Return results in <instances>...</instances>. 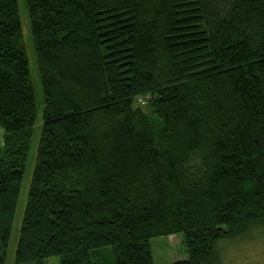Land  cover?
Returning <instances> with one entry per match:
<instances>
[{
    "label": "trees",
    "instance_id": "1",
    "mask_svg": "<svg viewBox=\"0 0 264 264\" xmlns=\"http://www.w3.org/2000/svg\"><path fill=\"white\" fill-rule=\"evenodd\" d=\"M44 104L14 264H222L264 232V0H24ZM0 0V264L36 123ZM146 105L147 111L136 104Z\"/></svg>",
    "mask_w": 264,
    "mask_h": 264
},
{
    "label": "rangeland",
    "instance_id": "2",
    "mask_svg": "<svg viewBox=\"0 0 264 264\" xmlns=\"http://www.w3.org/2000/svg\"><path fill=\"white\" fill-rule=\"evenodd\" d=\"M20 14L24 30V39L26 44V52L29 63V72L34 88L36 100V125L33 131L32 143L28 156L25 176L22 183L21 193L16 210L15 220L11 231L9 250L5 264H14L15 253L18 247L19 231L23 221L24 212L27 205L28 193L30 192V183L35 167V159L37 154L38 142L42 130V116L44 96L42 85L39 79L36 56L31 38L30 23L25 7L24 0H18ZM138 106L147 111L146 105L139 100L136 102ZM182 236L174 235L171 237H160L151 240L154 264H173L176 261L187 258L185 248L182 244ZM230 244L225 245L223 250L222 264H264V232L253 238H244L242 240H231ZM46 264H59L58 258L49 259Z\"/></svg>",
    "mask_w": 264,
    "mask_h": 264
},
{
    "label": "built area",
    "instance_id": "3",
    "mask_svg": "<svg viewBox=\"0 0 264 264\" xmlns=\"http://www.w3.org/2000/svg\"><path fill=\"white\" fill-rule=\"evenodd\" d=\"M1 141H2V137H1V134H0V147L2 146Z\"/></svg>",
    "mask_w": 264,
    "mask_h": 264
}]
</instances>
